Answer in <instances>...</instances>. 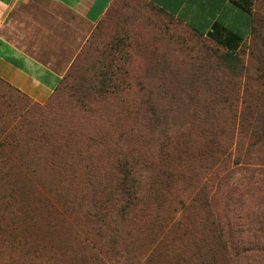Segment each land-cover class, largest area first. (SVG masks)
Segmentation results:
<instances>
[{"label": "rangeland", "instance_id": "obj_1", "mask_svg": "<svg viewBox=\"0 0 264 264\" xmlns=\"http://www.w3.org/2000/svg\"><path fill=\"white\" fill-rule=\"evenodd\" d=\"M30 1L41 4L44 0H20L19 6ZM117 2L95 25L68 14L73 23L60 21L52 45L48 27L34 40L36 45L52 47L49 56L37 59L51 66L61 79L82 49L93 46L91 56L76 70L79 87L74 95L63 94L55 101L51 99L53 91L44 103L33 98L40 106L35 108L0 82V94L9 104H0V132L15 127L0 140V264H100L93 260L101 244L91 241L83 219L92 203L85 190L87 182L96 187L117 184L122 156L129 161L133 157L141 162L157 159L161 147L168 145L166 134L183 135L198 148L203 143L201 136H212L232 153L228 169L233 182L221 192L224 195L234 187H245L238 191L240 201L231 215L240 217L247 228L261 227L264 186L243 180L249 178L248 168L236 163L244 161L239 154L250 152L253 167L264 165V144L252 146L247 133L234 122V115L237 108L250 105L254 119L261 117L256 108L264 105V49L258 43L253 49L249 37L236 53L228 55L206 35H198L146 0ZM19 9L12 10L1 32L8 33L12 25L14 36L28 45L34 26L29 20L20 25ZM131 30L137 32L133 40ZM119 39L128 55L126 60H118L119 67L97 65L95 52L104 53V64L108 56L120 57ZM114 73L121 91L112 90ZM28 108L31 115L20 120L16 112ZM158 116L160 122L172 121L171 125L153 126L150 120ZM204 129L212 134L205 135ZM137 134L140 136L134 137ZM37 173L39 178L35 179ZM75 195L83 204L71 210L68 199ZM160 199L148 205L159 204L154 218L142 222L138 210L124 220L117 209L105 210L108 221L119 225L121 231L113 235L102 229L100 233L113 236L118 249L130 253L146 250L145 259L158 239L154 230L157 220L171 215L184 222L183 215L190 224L202 223L201 212L180 204L181 196ZM214 206L226 210L225 205ZM168 235L176 237L175 233ZM94 238L100 239L98 235ZM113 258L109 263L138 264L136 256L130 254ZM256 263L264 264V259Z\"/></svg>", "mask_w": 264, "mask_h": 264}, {"label": "trees", "instance_id": "obj_2", "mask_svg": "<svg viewBox=\"0 0 264 264\" xmlns=\"http://www.w3.org/2000/svg\"><path fill=\"white\" fill-rule=\"evenodd\" d=\"M117 1L120 0H112L98 23L102 21L110 8L116 6ZM146 1L158 11L185 23L162 9L155 2ZM240 1H235L240 9L253 15L250 33L252 48L254 49L255 44L258 43L260 49H264V2L261 4V1L264 0H256L257 2L253 4L254 8L249 9L243 7ZM185 24L198 35H206L217 46L224 49L228 55L236 53L248 40L243 35L218 22L214 23L207 33H203L187 23ZM129 32L133 35L132 40L137 37L135 30ZM119 41L121 43L118 50L120 57L117 55L108 56L104 64L102 62L104 53L98 51L94 53V62L99 66L114 67L115 65L119 67L117 65L118 60L125 61L128 57L123 49V41L121 39ZM130 48L132 50V47ZM92 51L93 46L91 44L82 49L68 73L55 88L51 99L56 101L63 94L69 95L72 93L74 95L79 87L76 83V70L80 68L81 61L91 56ZM117 76L116 73L111 75V80H114L112 83L113 91L116 89L121 91L119 84L115 83ZM0 82L10 91L22 95L31 106L40 108L34 103L36 101L32 97L1 77ZM50 100L47 105L51 103ZM1 102L4 105H9L2 94H0V104H2ZM44 109H46L45 106ZM253 110L250 105L244 106L241 110L237 108L234 122L238 124L237 127L240 131L247 133L252 146L257 144L261 146L264 144V105L256 108L257 112L260 111L261 117H255L254 119ZM31 113L28 108L16 112V115L20 120H24ZM160 117L150 120L153 126L157 127L160 123V126L168 128L172 121L160 122ZM164 118L169 120L170 117L165 114ZM13 129L15 127L0 132V140L2 138L6 139ZM202 133L205 135L212 134L211 130L206 129L202 130ZM138 136L140 135H134V137ZM201 139L203 143L198 148L193 147L190 142L186 141L183 135L173 137L166 134L165 140L168 145L161 147L157 159L152 158L141 162L138 158L133 157L129 161L122 156L124 162L119 167L120 180L117 184L96 187L91 185L93 182L91 184H89L90 181L87 182L88 187L85 190L92 197V203H89L88 209L83 214L84 225L88 228L86 232L91 236V241L95 244H101L93 262L111 264L115 259L113 257L118 260L119 257H127L129 254L136 256L138 264H258L257 261L261 258L264 259V215L260 217V228H247V224L242 223L240 217H232L231 215L236 209V204L240 201L238 191L244 190L245 187L232 186L234 188L226 194L223 195L221 192L225 186H230L233 182L230 181L232 174L228 169L232 153H229L217 140H213L212 136L209 138L201 136ZM238 157L243 158L244 161L235 162L236 165H246V168H248L249 178H243V180H248L251 184L264 186V165L259 164V167H253L254 157L250 152L239 154ZM34 177L38 179L39 174L37 173ZM17 187L20 188L21 185H17ZM68 191L71 192L72 190L68 189ZM166 195L181 196L180 204L198 210L199 214L201 212L203 215L201 218L203 219L201 220L202 223L200 225L190 224L188 217L183 215L184 222L181 218L174 217L172 219L171 215L157 220L154 230L158 239L145 259L143 258L147 252L146 250L130 253L126 249H118L115 247L113 236L110 237L107 233L105 235L100 233L102 229H106L110 234H119L120 226H113L108 221L105 210L117 209L118 215L123 220L138 210L141 215L140 222H142L154 218L159 208V204L148 207L151 201L161 202L160 198ZM78 199L77 195L68 199V206L71 210H77L79 206H82L83 201ZM214 204L225 205L226 210L219 211ZM146 206L150 209L149 212H147ZM169 233H175L176 237L170 239ZM94 235H98L100 239H95ZM138 256H142V258ZM110 260L111 263H109Z\"/></svg>", "mask_w": 264, "mask_h": 264}, {"label": "crops", "instance_id": "obj_3", "mask_svg": "<svg viewBox=\"0 0 264 264\" xmlns=\"http://www.w3.org/2000/svg\"><path fill=\"white\" fill-rule=\"evenodd\" d=\"M27 1V0H26ZM162 9L181 19L183 22L197 28L206 27L201 32L207 33L216 22L243 35L250 37L253 15L245 12L235 3L237 0H151ZM20 0H0V77L31 95L36 101L44 103L47 97L58 86L61 77L51 66L39 61L38 57L49 56L52 47L36 45L37 35L44 32L45 27L52 35L59 34V24L64 20L72 24L68 16L83 20L84 23L95 25L106 12L112 0H44L30 1L20 5ZM256 0H241L243 7L254 8ZM264 1H261V4ZM253 5V6H252ZM20 8L17 17L21 24L29 20L33 26V39L28 45L14 36L11 25L8 33L2 34L1 29L9 14L15 8ZM22 12V13H21ZM26 27V25H25ZM242 28L243 33L240 29ZM26 29V28H25ZM18 35V34H17ZM16 37V38H15ZM52 45V44H51Z\"/></svg>", "mask_w": 264, "mask_h": 264}]
</instances>
